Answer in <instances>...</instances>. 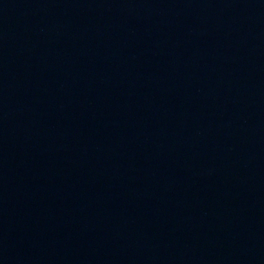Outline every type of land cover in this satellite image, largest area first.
Listing matches in <instances>:
<instances>
[{
    "label": "water",
    "instance_id": "95a60500",
    "mask_svg": "<svg viewBox=\"0 0 264 264\" xmlns=\"http://www.w3.org/2000/svg\"><path fill=\"white\" fill-rule=\"evenodd\" d=\"M0 264H264V0H0Z\"/></svg>",
    "mask_w": 264,
    "mask_h": 264
}]
</instances>
